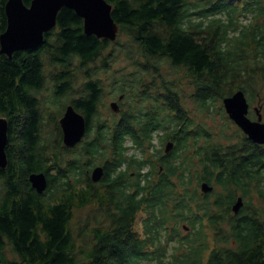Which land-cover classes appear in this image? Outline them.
Returning <instances> with one entry per match:
<instances>
[{
	"label": "trees",
	"instance_id": "obj_1",
	"mask_svg": "<svg viewBox=\"0 0 264 264\" xmlns=\"http://www.w3.org/2000/svg\"><path fill=\"white\" fill-rule=\"evenodd\" d=\"M108 1L115 40L86 34L64 6L41 44L12 57L0 50V116L9 123L0 264H264V143L224 105L241 88L264 106V0ZM120 55L133 68L111 74L120 109L105 116L99 69ZM165 62L185 71L195 108ZM69 103L87 123L73 146L60 124ZM214 112L224 121L200 119ZM97 165L104 173L94 180ZM39 171L42 192L29 179Z\"/></svg>",
	"mask_w": 264,
	"mask_h": 264
},
{
	"label": "water",
	"instance_id": "obj_2",
	"mask_svg": "<svg viewBox=\"0 0 264 264\" xmlns=\"http://www.w3.org/2000/svg\"><path fill=\"white\" fill-rule=\"evenodd\" d=\"M64 6L73 8L83 18V28L86 34H95L100 38L110 40L117 38L119 24L112 14L113 4L108 0H31L30 4H27L25 0H7L5 4L7 26L0 34L1 52L12 57L16 50L41 44L45 38V32L56 26L58 12ZM110 105L116 111L120 109L117 100L111 101ZM224 105L229 116L252 140L264 143L262 106L254 107L257 118H252L249 115L250 102L241 88L232 95L226 96ZM60 124L66 145H76L86 133V118L72 103L66 106L60 118ZM8 130V119L0 116V167H6L9 161L6 150ZM173 144L174 142L169 140L166 144V151L171 150ZM103 173L104 167L97 165L93 169L92 177L98 180ZM29 179L39 192L46 189L48 178L44 171L32 172ZM201 189L211 191L213 185L203 181ZM242 204L243 197L239 196L233 205L234 211H238Z\"/></svg>",
	"mask_w": 264,
	"mask_h": 264
},
{
	"label": "rangeland",
	"instance_id": "obj_3",
	"mask_svg": "<svg viewBox=\"0 0 264 264\" xmlns=\"http://www.w3.org/2000/svg\"><path fill=\"white\" fill-rule=\"evenodd\" d=\"M122 35V34H121ZM122 38H125V36H122ZM101 59H99L98 63H100ZM133 65L130 64V62L123 56L120 55L113 63L111 66V69H107V70H101L99 69V74L102 77V86H103V97H102V101L100 103V107L103 109L102 113L105 116H108L110 112H112V108H110V103L112 100L118 99L119 94H116L115 91H112V85L111 81L113 80V78L111 77V74L113 72H122V71H127L129 69H132ZM164 71L166 73H169L172 77L175 78L176 82H177V86L178 89L180 90V93H182V96L185 98V102L186 105L190 108H195V106L193 107V102L191 100V98L189 97L190 95V91L192 90V86L190 84V80L188 79V77L184 76L185 71L184 70H179L178 74L174 73V70L171 68V66L169 65L168 62H165V65L163 67ZM85 76H80V78H78V82H75L74 85V90H75V94H70V95H77L79 90L83 87V81L85 80ZM51 81L49 80V83ZM49 85V84H48ZM51 86V85H50ZM48 93H49V89H48ZM47 93V94H48ZM117 95V96H116ZM69 96V94H68ZM62 97H65L62 96ZM259 101L255 100L252 105L250 104V110L253 111V107L255 106H262V104L260 105ZM44 108H49V106L45 103H42ZM145 106H147V103L144 104ZM193 112V111H192ZM261 112L264 113V106L263 108H261ZM213 114H217L216 112H214ZM203 115H200L198 117H201ZM208 119L209 123L212 124L214 123V126L218 124V122L220 121H224L221 118L220 114L216 115V118L210 117V118H205V117H201L200 119ZM222 119V120H221ZM263 119H264V114H263ZM234 126V125H233ZM82 213V212H81ZM80 215V213H79ZM6 254L9 255H13L11 247H8V249L6 250Z\"/></svg>",
	"mask_w": 264,
	"mask_h": 264
},
{
	"label": "flooded vegetation",
	"instance_id": "obj_4",
	"mask_svg": "<svg viewBox=\"0 0 264 264\" xmlns=\"http://www.w3.org/2000/svg\"><path fill=\"white\" fill-rule=\"evenodd\" d=\"M115 100H118V102L120 103V99L118 98V99H115ZM122 100V99H121ZM260 105H261V103H259ZM251 111V110H250ZM253 111H254V113H255V117H252V118H257V115H256V112H255V110H254V107H253ZM119 112V111H118Z\"/></svg>",
	"mask_w": 264,
	"mask_h": 264
}]
</instances>
